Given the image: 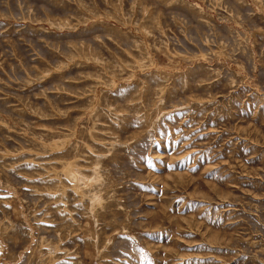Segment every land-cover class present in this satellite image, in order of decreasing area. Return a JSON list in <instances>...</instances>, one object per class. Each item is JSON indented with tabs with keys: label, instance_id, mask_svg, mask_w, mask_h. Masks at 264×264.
I'll return each instance as SVG.
<instances>
[{
	"label": "rangeland",
	"instance_id": "1",
	"mask_svg": "<svg viewBox=\"0 0 264 264\" xmlns=\"http://www.w3.org/2000/svg\"><path fill=\"white\" fill-rule=\"evenodd\" d=\"M0 264H264V0H0Z\"/></svg>",
	"mask_w": 264,
	"mask_h": 264
},
{
	"label": "bare ground",
	"instance_id": "2",
	"mask_svg": "<svg viewBox=\"0 0 264 264\" xmlns=\"http://www.w3.org/2000/svg\"><path fill=\"white\" fill-rule=\"evenodd\" d=\"M75 172V171H74ZM79 182H80V177H78V180H77V182H75L74 184H75V186H78L79 187ZM81 183V182H80Z\"/></svg>",
	"mask_w": 264,
	"mask_h": 264
}]
</instances>
